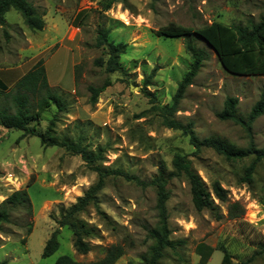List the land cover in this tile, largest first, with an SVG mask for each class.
<instances>
[{"label":"rangeland","instance_id":"rangeland-1","mask_svg":"<svg viewBox=\"0 0 264 264\" xmlns=\"http://www.w3.org/2000/svg\"><path fill=\"white\" fill-rule=\"evenodd\" d=\"M30 1L45 13L43 30H31L15 9L6 13V23L0 25V109L15 110L7 94L44 59L50 85L69 104L68 113L60 114L56 124L58 137L80 140L91 150L104 148L101 165L142 180H150L161 169L170 171L174 155L182 153L208 188L218 179L228 189V201L217 200L224 217L216 219L210 210L194 207L184 177L170 181L171 237L184 239L186 244L178 247L179 257L169 256L163 264H197L209 252L205 264H221L223 248L230 251L234 263L241 264L260 250L264 245V161L250 181L244 182L252 157L230 161L210 147L196 150L182 130L166 126L151 109V94L159 105L171 104L193 61L185 49V38L159 36L160 27L174 22L202 28L212 21L249 25L264 15V0H126L107 11L101 8L102 0ZM81 11L84 15L76 18ZM123 13L127 21L121 17ZM101 27L109 28V41L127 43L120 57L124 72L109 73L95 63L99 57L107 58L95 46ZM188 39L203 49L206 58L174 118L185 124L192 121L200 139L212 137L239 147H247L252 140L263 148L264 114L249 133L232 120L220 119L217 112L228 96H236L237 111L246 117L264 92V75L229 73L202 37L194 34ZM107 80L110 85L92 105L88 87L101 86ZM55 110L51 106L30 126L45 131ZM21 135L20 130L0 125V206L12 192L26 189L32 212L18 204L11 211L10 222L0 227V261L53 264L60 256L70 255L83 264H93L108 247L122 244L126 251L115 264H143L152 243L148 229L157 222L155 190L123 176H109L98 195L100 210L90 205L79 214L93 229L86 239L91 250L79 253L72 231L60 227L57 219L96 181L97 173L81 155L60 146L43 147L38 136ZM234 202L245 211L231 219L228 206ZM56 229L60 246L45 257L46 241ZM250 264H264V255Z\"/></svg>","mask_w":264,"mask_h":264},{"label":"trees","instance_id":"trees-1","mask_svg":"<svg viewBox=\"0 0 264 264\" xmlns=\"http://www.w3.org/2000/svg\"><path fill=\"white\" fill-rule=\"evenodd\" d=\"M126 0H102L101 8L104 11L109 10L114 3L125 2ZM17 10L24 23L34 31H41L45 27L44 14L30 0H0V25L6 23V13L11 10ZM84 11L78 13V19ZM110 30L101 27L97 32L95 46L103 49L107 58L99 57L95 63L105 68L109 73L124 72L120 63V57L126 52L127 43L111 42L108 40ZM156 34L159 36L183 37L185 38V49L193 59L188 71L179 82L177 90L172 97L171 104L164 106L156 103L155 95L151 94V109H154L162 117L163 123L169 128L180 129L189 137L190 143L196 150L203 147L215 149L227 160L238 161L244 158L252 157V161L246 167L243 181H250L253 177L258 164L264 161V147L258 148L251 140L247 147H239L235 144L220 141L212 137L200 139L193 129V122L187 124L174 118L178 111V106L184 97L186 89L193 83V79L201 69L203 60L206 58L205 52L194 42L188 39L190 35L202 37L217 53L219 60L225 70L235 75H264V15L260 21L249 25L227 24L220 21H212L202 28H191L181 24L170 22L160 27ZM76 82V80H75ZM149 82V81H147ZM148 84V83H147ZM110 85L107 80L101 86L90 85L89 91L90 103L95 105L98 102L100 93ZM13 92L7 95L11 98L15 110L10 112L8 109H0V125L7 129H16L22 131L20 138L27 135L38 136L43 147L60 146L67 151L81 155L83 161L93 171L97 173L96 181L79 196L75 203L61 212L57 223L60 227H68L73 233L74 248L79 253H87L91 250V245L86 239L92 236L93 229L87 223L79 218V214L88 206L93 205L99 209L98 195L104 188L107 178L113 176H123L128 180L136 182L142 187L151 186L156 194L157 222L148 229V238L152 241L149 247V255L143 264H163V260L169 256H180L179 246L186 244L184 239H173L171 237L172 229L169 222V211L167 202L170 198L169 183L173 178L184 177L189 185L194 207L201 211L208 209L216 219H222L224 214L220 211L219 202H227L229 191L220 180L212 182L211 189L208 188L200 174L192 167L191 161L187 155L176 153L172 159V169L166 172L161 169L160 172L150 180H142L136 175L120 169H110L101 165L105 149L98 147L97 150H91L84 146L80 140L58 137L55 133L56 124L62 113H68L69 104L66 97L60 91L54 89L47 77L44 59H39L33 67L24 74L15 84ZM239 98L228 96L224 102V107L217 112V116L223 120H232L241 126H244L250 133L255 120L264 114V92L259 100L254 104L250 113L244 117L237 111ZM51 106L56 108L53 116L49 119V125L45 131H39L31 127V121L40 119L42 114ZM144 113H142L143 115ZM18 204L27 206L29 212H32V203L26 189H20L12 192L0 206V227L4 223L10 222L11 211ZM244 207L239 202H234L228 206V217L231 219L240 217L244 213ZM28 231H31L29 227ZM59 229L53 231L46 241L43 256L48 257L54 254L59 246ZM204 246V245H202ZM206 246V245H205ZM211 251V249H209ZM125 247L122 244H113L107 248L106 254L93 264H115L117 260L125 253ZM223 258L221 264L234 263L232 254L223 248ZM260 255H264V245L261 249L249 259L241 264H250ZM210 256L202 257V261L197 264H205ZM0 264H8V260L0 261ZM53 264H83L70 255L60 256ZM128 264H135L132 261Z\"/></svg>","mask_w":264,"mask_h":264},{"label":"bare ground","instance_id":"bare-ground-1","mask_svg":"<svg viewBox=\"0 0 264 264\" xmlns=\"http://www.w3.org/2000/svg\"><path fill=\"white\" fill-rule=\"evenodd\" d=\"M121 17L125 20V21H127L128 20V18H127V16L126 15H124V13L123 14H121Z\"/></svg>","mask_w":264,"mask_h":264},{"label":"crops","instance_id":"crops-1","mask_svg":"<svg viewBox=\"0 0 264 264\" xmlns=\"http://www.w3.org/2000/svg\"><path fill=\"white\" fill-rule=\"evenodd\" d=\"M48 80H49V78H48ZM50 83V82H49Z\"/></svg>","mask_w":264,"mask_h":264}]
</instances>
